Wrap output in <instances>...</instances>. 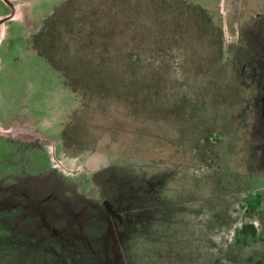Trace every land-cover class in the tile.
Instances as JSON below:
<instances>
[{"label": "rangeland", "instance_id": "1", "mask_svg": "<svg viewBox=\"0 0 264 264\" xmlns=\"http://www.w3.org/2000/svg\"><path fill=\"white\" fill-rule=\"evenodd\" d=\"M66 1L0 0V264H264V0L139 16L165 80L152 118L73 92L32 49ZM76 114L93 148L72 158Z\"/></svg>", "mask_w": 264, "mask_h": 264}, {"label": "trees", "instance_id": "2", "mask_svg": "<svg viewBox=\"0 0 264 264\" xmlns=\"http://www.w3.org/2000/svg\"><path fill=\"white\" fill-rule=\"evenodd\" d=\"M82 1L67 0L57 7L34 36L32 49L63 74L65 86L73 92L115 103L127 97L132 107L137 101L142 103L145 117L152 118L155 112L151 99L165 80L157 81L151 64H141L137 21L146 10L151 14L164 10L161 3L166 0ZM187 7L201 10L199 6ZM201 12L211 23L209 14L204 9ZM187 30L198 38L203 36L200 32L207 31L197 24ZM219 32L222 35V30ZM81 121L76 114L61 135V147L72 158L93 148L85 143L91 132L88 127L81 131Z\"/></svg>", "mask_w": 264, "mask_h": 264}, {"label": "crops", "instance_id": "3", "mask_svg": "<svg viewBox=\"0 0 264 264\" xmlns=\"http://www.w3.org/2000/svg\"><path fill=\"white\" fill-rule=\"evenodd\" d=\"M15 139H20V138H17V137H15ZM22 140V139H21ZM24 141H29V140H25V139H23Z\"/></svg>", "mask_w": 264, "mask_h": 264}]
</instances>
